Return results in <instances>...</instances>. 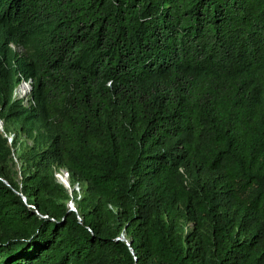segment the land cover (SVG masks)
Returning a JSON list of instances; mask_svg holds the SVG:
<instances>
[{
    "label": "trees",
    "instance_id": "16d2710c",
    "mask_svg": "<svg viewBox=\"0 0 264 264\" xmlns=\"http://www.w3.org/2000/svg\"><path fill=\"white\" fill-rule=\"evenodd\" d=\"M0 120V264H264V0H0Z\"/></svg>",
    "mask_w": 264,
    "mask_h": 264
},
{
    "label": "rangeland",
    "instance_id": "374dc122",
    "mask_svg": "<svg viewBox=\"0 0 264 264\" xmlns=\"http://www.w3.org/2000/svg\"><path fill=\"white\" fill-rule=\"evenodd\" d=\"M21 84V83H20ZM27 96L29 95V93L26 94ZM26 98V97H25ZM5 128H4V124L3 122L0 120V131L5 135L6 139H7V143L9 145L12 146V149H13V164H12V169L15 170L18 175H17V179L20 178V175H19V171H20V166H21V161L19 160L18 158V154L21 150L25 149V145H31V140H28L26 139L23 135H20V136H17L16 135V132L15 130L10 127L7 131H4ZM17 140L16 142V149L13 148V144L14 142ZM65 170L64 169H58L55 171V178L56 180L61 183L62 185H64L67 189H68V192H69V195L71 196V194H73V187L71 186H66L65 184H63L59 178L57 177V174H64ZM70 184V183H69ZM70 187V188H69ZM75 189V192L76 194L79 196H81L82 194V188H81V185H78L77 188H74ZM71 200V199H70ZM73 202H74V205L76 207V202L74 201V199H72ZM124 238V237H123ZM125 239V238H124Z\"/></svg>",
    "mask_w": 264,
    "mask_h": 264
},
{
    "label": "built area",
    "instance_id": "2783aa9c",
    "mask_svg": "<svg viewBox=\"0 0 264 264\" xmlns=\"http://www.w3.org/2000/svg\"><path fill=\"white\" fill-rule=\"evenodd\" d=\"M20 83L15 87V89L13 91V97L14 98H21V99L24 100V103L27 104V98L29 97V95L27 96L26 94L30 93L32 80L31 79H22ZM60 169H63V168H60ZM57 177L66 186H70V187L72 186L73 187V189H72L73 191H75L74 188H77V186L79 185L78 183H75V184L71 185L69 174H68L67 170H65L64 174H57ZM71 196H72V194H71ZM79 197L80 196L78 194L77 198H79ZM68 207H69L70 210L76 211V207L74 205V202H73L72 198H71V200L68 201ZM78 219L80 220L81 218L78 216ZM120 237H121V239H124L123 238L124 237V233H122Z\"/></svg>",
    "mask_w": 264,
    "mask_h": 264
},
{
    "label": "water",
    "instance_id": "95a60500",
    "mask_svg": "<svg viewBox=\"0 0 264 264\" xmlns=\"http://www.w3.org/2000/svg\"><path fill=\"white\" fill-rule=\"evenodd\" d=\"M127 244L129 245V242Z\"/></svg>",
    "mask_w": 264,
    "mask_h": 264
}]
</instances>
